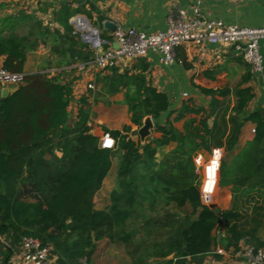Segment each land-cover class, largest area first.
Listing matches in <instances>:
<instances>
[{"label": "trees", "instance_id": "trees-1", "mask_svg": "<svg viewBox=\"0 0 264 264\" xmlns=\"http://www.w3.org/2000/svg\"><path fill=\"white\" fill-rule=\"evenodd\" d=\"M74 13L67 5L59 13L64 34L50 33L37 22L28 36L0 35V58L5 57L3 68L9 72L26 74L27 54L40 51L54 53L60 69L56 76L26 74L15 93L0 99V264H10L25 239L51 248L54 264H93L99 242L131 245L127 223L136 205L160 193L180 209L190 206L191 214L186 223L168 218L147 223L149 231L153 224L166 225L172 235L150 246L137 264H205L218 247L264 249V108L250 110L255 100L250 66L239 56L247 72L233 88L199 87L211 99L208 109L189 99L172 110L169 97L148 79L145 62L98 73L90 85L101 86L106 97L123 93L131 122L122 130L105 128L115 145L103 148L83 108L69 125L74 90L64 75L94 58L73 33ZM179 51L177 59L189 68ZM89 93L94 89L89 87ZM88 98L82 99L84 105ZM147 117L161 136L137 142L133 135ZM183 120L180 131L175 125ZM247 124L254 127L253 139L230 161L222 160L220 169L219 186L231 188L232 207L211 209L202 200L194 156L214 148L233 152ZM172 144L174 150L157 163L158 150ZM115 160L118 180L111 206L98 210L96 195ZM152 257L164 260L149 262Z\"/></svg>", "mask_w": 264, "mask_h": 264}, {"label": "crops", "instance_id": "crops-1", "mask_svg": "<svg viewBox=\"0 0 264 264\" xmlns=\"http://www.w3.org/2000/svg\"><path fill=\"white\" fill-rule=\"evenodd\" d=\"M198 3L202 14L208 20H221L228 25L249 28L264 27V0H0V35L28 36L34 30V27L30 25L32 19L36 23L41 22L45 27H48L50 33L58 31L64 34V27L58 23L57 18L63 6L67 5L73 12H76L70 18L71 25L74 17L82 16L101 31L103 38L112 40L113 32L104 26L107 21L117 28H137L147 33H154L167 28L168 17L173 10L180 8L191 11L192 7ZM72 27L74 30L73 25ZM261 53L264 58V42L261 43ZM181 54L189 68L180 61L181 59H177L173 65H164L160 62V55L152 52L147 57L130 65L131 68L137 67L142 62L149 65L148 79L155 88L169 97L172 110L181 108L185 101L183 98L185 94L197 104V99L204 96L199 87L214 90L233 88L247 72V68L239 63V56L230 48H181L179 55ZM4 62L5 57L0 58V68L4 67ZM57 64L58 59H55L50 52H29L24 70L26 74L50 72L54 71V66ZM78 66H73L71 70ZM55 71L54 76L60 72V69L57 68ZM90 73L91 68L82 72L85 76L84 81L89 79L91 83H94L98 72L93 78H89ZM249 86L255 92V100L250 105V110L264 108V72L261 75L253 74ZM7 88L0 85V99H2V92ZM230 98L233 101L232 108L235 102L233 94ZM254 104L257 107H254ZM203 107L208 109L209 104ZM153 122L155 123L154 120ZM185 122L183 120L177 123L176 128L183 131ZM209 125L212 126L211 121ZM123 127L110 130H122ZM253 130L254 127L251 124L244 127L236 146L237 154L253 139ZM93 134L99 137L102 142L105 133L102 135ZM211 182L212 186L211 183L206 186L208 194L212 192L213 188L214 191L216 190V186L214 187L216 180ZM218 202L224 210L231 208L230 187L223 192ZM261 238L264 240L262 233ZM12 262L22 264L19 255H16ZM205 264H244V262L231 256L210 254L207 256Z\"/></svg>", "mask_w": 264, "mask_h": 264}, {"label": "built area", "instance_id": "built-area-1", "mask_svg": "<svg viewBox=\"0 0 264 264\" xmlns=\"http://www.w3.org/2000/svg\"><path fill=\"white\" fill-rule=\"evenodd\" d=\"M74 35L86 44L94 54V58L87 64H80L82 68L108 70L119 68L128 70L135 61L147 57L149 53L160 55V62L173 65L177 60V52L181 48L224 47L232 49L251 68L252 74L264 72V58L261 53V43L264 42V27L249 28L238 25H228L221 20H208L202 14L199 3L191 11L176 8L168 17V26L163 31L147 33L137 28H117L113 32V39L102 37L101 31L82 16L72 19ZM117 45V48L114 45ZM56 71H51L55 73ZM50 73V72H48ZM26 74L12 73L0 68V85L8 88H18L25 81ZM94 89V84L89 85ZM185 96H187L185 94ZM255 132V130H253ZM111 141V145L107 144ZM115 141L109 134L102 139V147L111 149ZM224 150L214 148L208 163H204L203 156L194 158L196 168L204 170L209 163L217 161L216 190L220 178V169ZM205 183V180H204ZM202 185V200H210L214 195L206 193V185ZM216 192V191H215ZM205 203V202H203ZM52 250L44 247L38 240L25 239L20 249L19 257L22 264H54ZM216 253L242 260L244 264H264V249H256L242 245L237 251H225L218 247Z\"/></svg>", "mask_w": 264, "mask_h": 264}, {"label": "rangeland", "instance_id": "rangeland-1", "mask_svg": "<svg viewBox=\"0 0 264 264\" xmlns=\"http://www.w3.org/2000/svg\"><path fill=\"white\" fill-rule=\"evenodd\" d=\"M92 23V22H90ZM36 21L32 19L30 25L31 27L36 26ZM93 24V23H92ZM52 40V38H51ZM55 59L58 57L50 52ZM56 62V61H55ZM57 69V66H54ZM131 67H128V69ZM53 69V70H55ZM87 68H82L78 66V68L73 69L72 71L68 72V77L65 76L66 82L70 83L73 87L74 93L73 98L71 101V105L69 108L70 112V121L69 125L73 126L77 119L78 114L81 108H83L89 115V125L92 127L93 133L102 135L104 134L105 128L114 129V128H122L123 125H131L130 122V115L128 113L127 107L123 104L124 94L120 93L113 97H106L102 95L101 86L94 85V93H89V84L91 81L86 79L84 81V74L83 71H86ZM100 73L101 71H96L95 69H91V73L89 78H93L95 73ZM48 73V72H43ZM97 73V74H98ZM51 76H54L53 73H48ZM56 74V72H55ZM68 78V79H67ZM84 81V82H83ZM79 86V87H78ZM84 97L88 98V103L84 105L82 103V99ZM184 100H189V96H184ZM210 98L200 96L197 99V103L199 106H206L210 102ZM233 101H231L232 104ZM254 107H257L254 104ZM155 124V123H154ZM133 130H136L133 127ZM160 136L159 133L156 132V129L152 131V134L146 139L145 142ZM133 139L137 142L141 141V138L138 135H133ZM175 144L160 148L158 150L156 156V162L161 163L163 162L166 157L172 152L175 148ZM224 150V148H221ZM238 152V148L235 147L233 152L223 153V159L230 161ZM198 155L203 156L204 163H208L211 154L200 150L194 158ZM215 163H209V165L205 168V177H204V170L203 168L196 170V174L199 177V184L200 190H202V185H208L211 181L217 180V161ZM211 169V172L209 171ZM142 172V171H141ZM118 174H117V160L114 161V168L110 175L105 179L102 189L96 195L95 198V207L98 210H106L111 206V194L115 190L117 186ZM211 180V181H210ZM220 181V178H219ZM151 189V187H150ZM225 189V190H224ZM152 190V189H151ZM228 190V187H220L218 183L217 190L213 192V196L210 198L208 202L204 204L212 207L211 209L216 210H224L223 206L218 202L220 197L223 195V192ZM232 196V190H231ZM232 204V203H231ZM232 207V206H231ZM191 214V207L186 206L182 209L178 208L175 204H171L168 202V199L163 194H157L152 196L151 198H147L145 201L142 200L141 203L136 205L135 210L131 218L127 223V232L132 235L133 241L130 246H126L122 243H111L108 240H103L99 242L96 253L93 257V264H137L141 257H145L147 249L154 245L155 243L161 244L168 240V238L172 235V229L168 226L156 227L153 225L149 228H146L147 223L154 222V221H164L167 218L172 220H178L181 222H185V217ZM264 236V231L261 232ZM21 249V248H20ZM20 252V251H19ZM18 254L16 255H19ZM15 255V256H16ZM14 256V257H15ZM13 257V258H14ZM140 259V260H139ZM13 260V259H12ZM164 259L158 257H152L149 259V262L152 261H163ZM1 262V260H0ZM16 262H12L10 264H15Z\"/></svg>", "mask_w": 264, "mask_h": 264}, {"label": "water", "instance_id": "water-1", "mask_svg": "<svg viewBox=\"0 0 264 264\" xmlns=\"http://www.w3.org/2000/svg\"><path fill=\"white\" fill-rule=\"evenodd\" d=\"M105 28L114 32L116 31L117 27L112 24L111 22H105L104 24ZM115 48H117V45H114ZM17 88H7L2 92V99L8 98L10 95L15 93ZM155 129V124L153 122V119L151 117H147L144 122L143 126L139 129L138 134L141 138V142L145 143L146 139L152 134V131ZM100 147H102V142H100ZM209 200L203 201L208 202ZM212 208V207H210Z\"/></svg>", "mask_w": 264, "mask_h": 264}, {"label": "snow or ice", "instance_id": "snow-or-ice-1", "mask_svg": "<svg viewBox=\"0 0 264 264\" xmlns=\"http://www.w3.org/2000/svg\"><path fill=\"white\" fill-rule=\"evenodd\" d=\"M111 143H112L111 141H107L108 145H111ZM213 163H215V162H213ZM209 171L211 172V169H209Z\"/></svg>", "mask_w": 264, "mask_h": 264}]
</instances>
